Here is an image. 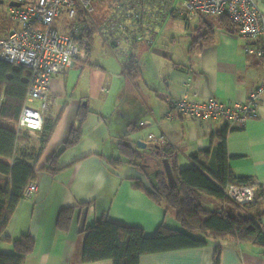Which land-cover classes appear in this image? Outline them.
Masks as SVG:
<instances>
[{"label": "crops", "instance_id": "crops-1", "mask_svg": "<svg viewBox=\"0 0 264 264\" xmlns=\"http://www.w3.org/2000/svg\"><path fill=\"white\" fill-rule=\"evenodd\" d=\"M186 26H189L186 22L178 23L179 33L186 34ZM150 33L154 35L151 43L137 42L121 50L102 40L101 60L84 64L79 59L65 72L53 76L51 91L59 98L48 113L58 116L59 120L44 147L40 133L27 134L21 130L28 137L19 142V153L23 148L42 149L35 179L38 189L19 202L6 226L2 252L15 253L13 241L31 234L36 244L24 264H113L110 258L82 260L85 241L82 230L96 220L109 218L142 227L147 235H153L162 223L182 228L173 210L135 187L137 181L150 185L144 170L132 164L114 167L110 159L118 155L119 142L130 139L131 144L139 146L142 141L146 146L139 148L145 149L150 144L149 134L154 133L164 134L167 143L173 145L174 161L180 164V155L190 161L189 155L209 147L213 135L227 121L177 113L171 117V101L193 91L204 98L245 100L264 79V63L254 53L246 52L248 37L223 27L216 26L213 38L198 42L192 50L191 34L179 45L166 48L161 44L165 34L159 35L155 30L147 35ZM174 33L171 38L178 42L179 35ZM131 55L140 68L133 77L124 73L126 60ZM111 59L113 67L109 64ZM81 107H88L82 137L65 148L72 127L81 124ZM142 121L148 122L141 125ZM232 126L236 129L228 133V151L234 172L264 185V99L258 116L244 125ZM144 130L147 132L138 142L131 140L132 134L138 135ZM161 146L145 150V161H154V167L150 171L145 167L146 171L156 169L160 158L153 148ZM53 154L58 155L60 167L55 174L44 168ZM0 179L5 176L1 174ZM70 206H76L77 210L70 229L65 231L59 228L58 219L61 210ZM261 222L264 227V215ZM217 242L210 240L202 247L146 254L140 264H213ZM221 244V264H264L262 248L255 244L239 243L231 238L222 239Z\"/></svg>", "mask_w": 264, "mask_h": 264}, {"label": "trees", "instance_id": "trees-1", "mask_svg": "<svg viewBox=\"0 0 264 264\" xmlns=\"http://www.w3.org/2000/svg\"><path fill=\"white\" fill-rule=\"evenodd\" d=\"M213 16L216 20L209 19L206 14L198 16L194 32L191 33L190 50L195 48L198 42L200 44L212 39L216 26L239 35L238 26L227 14ZM83 21L88 42L81 47L80 59L84 64H89L93 62L88 59V55H91L94 27L88 17ZM185 21L190 26L186 18ZM124 70V73L131 77L140 72L135 56H131ZM30 86V73L26 67L0 60V175L5 176V179H0V264H24L26 256L34 250L36 244L31 234H24L13 241L15 253L6 254L1 250L6 226L24 198L26 185L37 177V164L42 150L23 148L19 153V142L28 137L18 128V123L28 101ZM87 113L88 107L79 109L81 124L72 127L65 148L81 139L82 123ZM58 120V116L49 113L45 115L44 128L40 133L42 146L50 138ZM230 129L236 127L226 123L213 135L209 147L191 153V164L186 167H180L178 161H174L175 148L171 143L166 142L159 148H153L163 167L159 165L152 172L146 171L142 165V161L147 158L145 149L126 141L119 142L118 155L113 156L110 163L114 167L132 164L144 170L150 185L146 186L142 181H137L135 187L143 190L153 201L164 205L166 209L173 210L183 229L162 223L153 235H147L142 227L102 218L82 230L85 234L82 260L97 261L110 258L113 264H140L141 257L146 254L202 247L208 245L210 240H217L213 264H221V240L225 238L239 243L255 244L261 247L264 253V227L261 222L264 215V185L256 183L255 201L251 203H238L226 194L225 189L230 184L254 183L250 176L239 177L231 166V155L228 151ZM164 158L174 161V186L170 185ZM57 160L58 155L53 154L44 168L54 174L59 172ZM204 197L216 201L219 208H206L202 201ZM85 204L88 203H81ZM76 210V206L61 210L58 219L60 229H70Z\"/></svg>", "mask_w": 264, "mask_h": 264}, {"label": "built area", "instance_id": "built-area-1", "mask_svg": "<svg viewBox=\"0 0 264 264\" xmlns=\"http://www.w3.org/2000/svg\"><path fill=\"white\" fill-rule=\"evenodd\" d=\"M7 1V0H6ZM5 1V2H6ZM9 1V0H8ZM20 5H10L7 14L10 27L5 37L0 38V60L26 67L30 73L31 86L28 101L20 115L18 128L29 134L43 131L45 115L58 101L51 91V80L55 74L65 70L82 55V46L88 42L85 22L91 23L90 4L93 0H16ZM126 7H141L128 19L131 30L109 27L103 31L106 43L114 49L132 47L137 42L151 43L155 23L166 19V11L171 8L170 0H117ZM183 11L191 25L200 14H227L238 26L239 35L248 37L252 43L246 45L247 53H254L264 63V0H182ZM173 13L175 9L171 10ZM85 16V17H84ZM132 56V55H131ZM131 56L126 60L128 63ZM264 99V79L245 100L223 101L215 96L200 97L197 91L171 101L173 117L176 113L205 120L223 119L231 125H244L259 115V107ZM148 121H144L143 124ZM151 146L164 145V134L151 133ZM253 184H230L226 194L238 203L255 201V179ZM38 189L35 180L24 190V198H29Z\"/></svg>", "mask_w": 264, "mask_h": 264}, {"label": "rangeland", "instance_id": "rangeland-1", "mask_svg": "<svg viewBox=\"0 0 264 264\" xmlns=\"http://www.w3.org/2000/svg\"><path fill=\"white\" fill-rule=\"evenodd\" d=\"M117 0H93L89 6L90 8V14H88L91 19H93L94 25V33L95 38L92 42V54L88 55L89 60H93V62H97V60H101L102 54L104 53L103 42L106 41L103 31H106L107 28L113 27V28H122L125 30H131L132 28H129L127 26L128 19H131L133 21V16L136 15L137 11L141 9V7L137 4L135 7H126L123 6L120 3L116 2ZM8 0L4 3H0V38H3L6 36V32L8 33V28L10 27V20L7 17V14L9 13V6H8ZM171 2V8H169L166 13L167 17L164 20H160L159 22L155 23L156 29L159 32L162 33L161 35L165 34V36L161 39V44L166 48H172V45L178 44L181 41L186 40L187 36L194 32V25L196 24V19L192 21V24L190 26H186V34L179 33L178 29V23H185V16L182 15L183 6H182V0H170ZM175 9V12L173 13L171 10ZM172 18H177L178 20L175 22L170 21ZM209 19L216 20V18L213 15H208ZM172 32L176 35H179L178 42L171 38ZM6 34V35H5ZM103 40V42H102ZM113 58V54L111 56ZM110 66H114V60L111 59L109 61ZM116 90H113V93H115ZM120 92V91H119ZM57 95V94H56ZM58 97V95H57ZM59 98V97H58ZM1 122V121H0ZM144 121H142L140 124H143ZM147 131H142L140 134L135 135L132 134L131 140H134L138 142L139 137L143 136ZM158 135V134H157ZM130 139L125 140L126 142L130 143ZM132 143V142H131ZM136 146L137 144L134 143ZM151 148V145L148 144V146L145 148V150H149ZM152 154H149V157H151ZM180 167H186L191 164V161H186L183 158V155H180ZM142 161V165L144 167L153 168V162L154 161ZM160 161L157 162L156 168L159 167ZM141 163V162H140ZM161 166V165H160ZM163 166H161L162 168ZM203 205L206 208L209 209H218L219 205L216 201L212 200L209 197L203 198ZM214 201V202H213ZM183 229V227H182Z\"/></svg>", "mask_w": 264, "mask_h": 264}, {"label": "water", "instance_id": "water-1", "mask_svg": "<svg viewBox=\"0 0 264 264\" xmlns=\"http://www.w3.org/2000/svg\"><path fill=\"white\" fill-rule=\"evenodd\" d=\"M5 1L6 0H0V3H4ZM9 4L10 5H20V3L16 0H9ZM138 145L140 147H145L146 143L139 141ZM155 146L158 147L159 145H155ZM173 162L174 161L170 158H164L163 159L164 167H165V170H166V173H167V176H168V179H169L171 186H174L176 183V177H175L174 169H173Z\"/></svg>", "mask_w": 264, "mask_h": 264}]
</instances>
